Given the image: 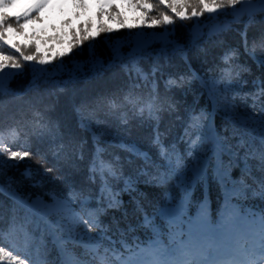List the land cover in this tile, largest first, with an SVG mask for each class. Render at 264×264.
Returning <instances> with one entry per match:
<instances>
[{
  "label": "trees",
  "instance_id": "obj_1",
  "mask_svg": "<svg viewBox=\"0 0 264 264\" xmlns=\"http://www.w3.org/2000/svg\"><path fill=\"white\" fill-rule=\"evenodd\" d=\"M151 2L155 4L157 0ZM247 23L248 16L243 15L239 23H233L229 30L219 35L208 37L205 33L200 47L189 50L187 62L179 57H173L167 63L160 61L161 69L155 77L158 95L156 103L160 108L157 113L158 121L150 119L147 110L143 115L139 111L149 99L151 82L145 86V82L137 79L134 72L130 80L128 73L119 65L100 75H93L91 72H87V75H77L78 78L67 84L64 82L69 78L62 81L55 77L45 78L47 82L45 79H38V87H30L33 80L30 66L26 65L22 75L12 76L4 94L0 95V127L3 128V133L16 129L19 133L17 143L22 144L25 150L30 149L38 155H34L30 161L20 162L16 168L7 166L14 163L12 161L5 163L3 175H0V186L4 188V191L0 192V233L3 235V243L0 246H5L6 250L12 247L23 253V231L18 229L20 227L35 240V244L28 250L33 264L37 261V245L40 247L39 258L46 264H64L69 253L81 260L91 259L90 256H85V249L79 243L81 239H74L76 243H72L59 232L46 231L36 214L39 208L29 207L33 204L28 203L26 198L43 197L46 194L68 198L72 193H79L88 200V203L84 204L81 196H78L72 202L82 216L84 209H107L99 215V220L103 226L111 227L109 235L114 240L122 239L132 248L137 245L147 246L152 240L153 230L143 226L145 214L154 219L155 224L165 225V221L158 215L154 217L153 213L178 199L183 194L182 189L176 179L161 184L153 181L150 176L142 175L138 171L143 168L140 159L129 157L128 153L109 145L113 143L114 138L115 143L120 140L135 143L157 164H163L159 149L151 142L158 128L163 145L187 157L190 141L185 135V129L194 116L204 118L200 131L205 136L215 135L226 143L235 145L239 137L234 133L238 134L244 130L240 125V118L247 115L261 118V106L264 104V99H257L253 105L252 99L258 92L260 82L264 81V66L249 55L253 41L258 43L264 34V11H256L253 22L247 27L248 51L245 50L242 35ZM192 26L177 20L175 25L167 27L175 28L173 39L187 44ZM159 47V44H152L139 60V68L149 75L150 81L156 50ZM148 52L152 55H148ZM226 53L232 56L230 65L235 69L231 81H226L228 87L224 88L225 96L233 102L239 113L232 118H228L227 113L221 110L218 103L212 99L210 87H205L203 83L209 81V78H220V70L226 67L223 62ZM255 55L264 56V51L257 47ZM70 57L74 58L72 53ZM123 62L127 63V59ZM181 75L185 77L181 86L166 89L165 81L170 76L178 79ZM134 84L141 87L134 88ZM130 92L133 98L139 101L136 107L125 101V96ZM113 103L116 105L115 109L111 107ZM124 117L128 120L126 125L121 123ZM82 119L85 124L91 126V130L82 126ZM93 133L100 138V147L108 150L104 159L112 160L114 155L120 156L124 179L130 177L132 180V190H125L124 179L109 178L111 193L120 202L118 208L107 207L108 194L101 199L100 178L96 176L93 180L89 171L96 146ZM4 140L11 143L17 138L9 136L4 137ZM207 152L205 157H201L205 164L203 176L194 177L193 173L188 171L183 178L189 192L188 211L191 212L203 204L214 219L224 209L226 195H229L230 204L236 205L239 210L248 207L253 212H264V200L253 198L250 192L245 196L231 195L234 190L242 187L238 183L233 184V181H239L241 178L242 162L238 161L240 166L232 167L229 177L222 182L214 171L215 157L211 151ZM240 154L242 156L243 152ZM222 159L227 164L229 156L224 154ZM37 160L46 161L45 167L52 168L53 171L46 173ZM29 166L32 176L26 177L24 173ZM163 170L161 168V171ZM149 171L155 173V169ZM248 183L251 184V180H248ZM27 213L30 216L29 221L24 218ZM37 223L40 224L39 228ZM13 228L16 231L10 233ZM92 234L96 235L95 232ZM62 241L66 242L63 246ZM103 244L105 247L109 246L107 240H104ZM116 246L119 248V243ZM62 247L66 251H63Z\"/></svg>",
  "mask_w": 264,
  "mask_h": 264
},
{
  "label": "snow or ice",
  "instance_id": "obj_2",
  "mask_svg": "<svg viewBox=\"0 0 264 264\" xmlns=\"http://www.w3.org/2000/svg\"><path fill=\"white\" fill-rule=\"evenodd\" d=\"M247 0H157L152 3L151 0H127V8L138 13L133 17L137 23H126L124 14L118 10V5L112 3L111 0H98L96 4V18L107 16L110 21H115L120 29H132L138 26L148 28H162L161 32H138L135 34L133 41L131 34L127 43H134L132 51L125 57L121 52V47L125 43L124 40H117L115 44H109L111 55L107 62L101 59L95 51V45H90L88 49V59L85 61H77L69 70V80L64 83H70L78 78L77 74L87 75L85 68L93 75L111 70L117 65L128 73L131 80L134 72L137 79L145 82V86L151 82L152 88L149 99L140 107V114L143 115L147 110L150 119L159 120L157 115L160 110L156 101L157 84L156 73L160 71V61L166 63L173 57H179L185 62L188 61V52L191 48H199L202 37L205 33L200 28L198 18L206 17L208 20L219 19L221 15L233 16L232 21H227L224 25H213L207 32L208 37L219 35L229 30L233 23H239L240 17L248 16V23L245 24V31L242 34L244 38L245 50L248 51L247 27L253 22L256 11H264V7L254 9L245 8L243 5ZM264 6V0H259ZM241 5L236 8V5ZM51 7V0H31L30 3L24 5L22 10L20 0H0V95H3L4 78L6 76L22 75L23 69L27 66L31 67L33 72V80L30 87H38V79L55 77L65 70L63 57L69 56L75 48L82 46L86 41L97 39L101 33H111L115 29L106 27L103 23L93 24L91 18L73 26L70 19L61 21V25L67 30L63 33L70 36L65 41L61 39V35L48 36L44 29H36L33 27L37 23L43 22V14L46 9ZM73 8L86 11L89 5L85 0H73ZM231 9V11H225ZM155 13V14H153ZM80 13H77L79 17ZM194 21V26L189 31V40L187 44H181L175 39H171L175 35V28L169 29L167 26L175 25L176 21ZM183 26V25H182ZM207 26V25H205ZM55 29V25L52 26ZM110 39V38H109ZM65 44L61 50L57 51L54 47L48 46L50 43ZM152 44H159L156 50L155 63L152 67L151 81L149 75L145 74L139 68V60L143 58L146 50ZM259 47L264 51V34L261 35L259 42L253 41L252 50L249 55L257 60L261 66H264V56L257 57L255 55L256 48ZM152 55L151 52L147 53ZM235 53L233 52L232 55ZM232 56L225 54L223 62L226 67L220 70L221 75L218 80L203 81L205 87L215 93L218 86L223 84L225 88L231 81L233 71L235 69L230 65ZM127 59V63H124ZM55 60H61V63L52 69L45 67ZM31 62V63H29ZM38 64L41 67H36ZM239 74L238 72L236 73ZM47 82V79H45ZM185 82V77L181 75L178 79L169 77L165 81L166 89L179 87ZM58 83V82H57ZM134 88L141 87L134 84ZM253 105L257 99H264V81L260 82L258 92L252 96ZM125 101L136 107L139 101L134 99L131 92L125 96ZM226 107H231L227 97H224ZM116 108L115 103L111 105ZM261 118L257 119L253 115H247L240 118V125L244 129L238 135V141L235 145L226 143L215 135L205 136L200 130L203 127L202 116H194L191 123L185 129V135L190 141L188 144L187 157L179 155L174 149L166 148L160 137L158 128L152 137V144L159 149V156L164 161L163 164H157L148 153L141 150L135 143H126L120 140L115 143V138L110 147H117L121 151L129 154V157H135L143 162V168L139 169L142 175H147L157 183H166L171 179H176L178 185L182 189V195L179 202L171 205L166 204L155 210L153 216H160L167 223L168 240L171 246H165L161 237V231L156 226L154 219L149 218L147 214L144 216V227H151L156 239L150 240L147 246L136 248L130 247L124 240L116 241L109 235L111 227H105L99 220V215L106 212V208H98L95 210L84 209V215L76 213L71 204L73 200L81 196L79 193H72L68 198L60 199L56 196L52 197L51 204H45L43 201H35L32 206L39 208L38 216L43 222L45 230L49 233H66L68 242L76 243L73 233L78 228L84 229V233H93L96 235H87L86 241L84 234H81V243L85 249V256L91 259L81 260L74 254L69 253L64 264H264V213H255L248 209L245 214H241L236 205H231L230 196L226 195L224 209L219 214V219L215 222L210 218L206 205H200L195 217L188 215V205L190 203L188 188L183 183L186 172L191 171L194 177H201L205 172V164L201 159V153L211 151L215 157L214 171L218 178L223 180L229 177V170L232 167L240 166L242 162L241 178L239 181H233V184H240V189L234 190L231 195L245 196L250 192L253 198L264 200V104H262ZM2 108V105H0ZM82 126L91 130L89 124H85L83 119ZM99 123V121H97ZM121 123L127 124L126 117L121 119ZM3 128L0 127V175H3L5 160L7 157L9 168L19 167L20 162L30 161L34 154L30 149L25 150L22 144H18L19 133L16 129L9 130L10 137H16L11 143H6L3 137ZM199 133V134H197ZM195 136V139L192 137ZM96 142L95 151L90 161L89 171L95 180L99 176L101 181V199L108 194V208H118L120 202L111 193L109 178L120 180L124 179L121 168V158L114 155L112 160H105L104 155L107 153L106 148L100 147L99 137L93 133ZM14 145H16L14 147ZM61 151L63 146H61ZM241 152L243 155L241 156ZM227 154L229 161L227 164L222 156ZM187 160V162H186ZM131 162V161H129ZM254 162V163H253ZM37 163L44 167L46 173L53 171L52 168L45 167L46 161L37 160ZM161 168L164 170L161 171ZM155 169V173L149 171ZM255 173H259L256 175ZM24 175L32 176L30 166L26 168ZM251 180V184L248 183ZM125 190H132L131 178L124 179ZM4 191L0 186V192ZM84 204L88 203L87 198L81 196ZM54 218V219H53ZM40 224L37 223L39 228ZM118 227V223H117ZM16 229L10 230V233ZM23 231L24 252L21 253L12 247L0 246V264H33L28 250L35 244L34 238L26 231ZM107 240L109 246L105 247L103 241ZM3 243V235L0 233V244ZM42 243V240H41ZM66 243L61 242L62 246ZM119 243L120 247L116 245ZM103 248V252H101ZM66 251V249H63ZM130 253L128 256L124 252ZM37 261L36 264H46L40 259V247L37 245Z\"/></svg>",
  "mask_w": 264,
  "mask_h": 264
},
{
  "label": "rangeland",
  "instance_id": "obj_3",
  "mask_svg": "<svg viewBox=\"0 0 264 264\" xmlns=\"http://www.w3.org/2000/svg\"><path fill=\"white\" fill-rule=\"evenodd\" d=\"M31 0H20V4H21V8H18L16 10H22V7L24 5H27L28 3H30ZM85 2L89 5V8L84 11V10H80V9H76L72 7L73 4V0H51V7H49L48 9H46L44 11L43 14V22L42 23H37L36 25H34L33 27H35L36 29H44L46 31V34L48 36L51 35H57L60 34L61 35V39L62 40H69L70 36H65L63 35V33L67 30L65 27H63L61 25V21L65 20V19H70L72 21L73 26H75L78 23L83 22L86 19L91 18L93 21L94 25L98 26V23H103L106 27H111L113 29H115L113 32L111 33H101L100 36L95 39V40H91V41H86L82 46H78L77 49H74L72 52V55L74 58L69 56H65L63 57V62L65 63V70L63 71V73L55 76V78L57 80H65L69 78L68 72L69 70H71L72 65L77 62V61H85L87 60L88 57V49L90 45H95V51L96 54L103 60H105V62H107V60L109 59L110 55H111V51L109 48V44H115L117 40H124L125 43L123 44V46L121 47V52L124 53V55H127L129 52L132 51V47H134V43L129 45V43H127V40L131 37L134 41L135 39V34L138 32H161V31H157L158 28H148V27H144V26H138L132 29H120L118 27V24L115 21H110L107 19V16H102L99 18V21H97L96 18V4L98 3V0H85ZM112 3H115L116 5H118V10L121 11L124 14V19L126 21V23H137L138 21H134L133 17L138 15V13L134 12L133 10L127 8V0H111ZM245 8L247 7H251L254 9H260L262 6L259 3V0H247V2L243 5ZM236 8H240L241 5H236ZM225 11H231V9H226ZM77 13H80L79 17H77ZM247 16V15H244ZM243 17V16H241ZM240 17V18H241ZM200 21V28L201 30L207 34V32L209 31V28L212 27L213 25H224L227 21H232L234 19L233 16L229 15V16H224L221 15L219 17V19H213V20H208L206 19V17H200L198 18ZM187 23V25L190 26L193 25L194 26V21L193 20H189V21H185ZM53 25H55V29L52 27ZM207 25V26H205ZM192 26V27H193ZM163 31V30H162ZM110 38V39H109ZM171 39H173L172 37H170ZM190 38V37H189ZM178 41V40H177ZM179 42V41H178ZM48 46L50 47H54L57 51L61 50L63 47H66V43L65 44H56V43H50ZM84 49V50H83ZM75 55H77V57H75ZM31 63V62H30ZM61 63V60H55L52 63L45 65V67L52 69L55 66L59 65ZM36 67H41L40 65L36 64ZM23 71V70H22ZM85 72H90L88 70V68H85L84 70ZM24 73V71H23ZM32 75V74H31ZM77 75H80L79 73ZM33 76V75H32ZM12 76H6L4 78V82H3V88L6 89V85L8 83V80L11 78ZM218 78H214L211 79L209 78L208 80L214 81V80H218ZM224 86L223 84L218 86V90L212 93V99L215 100L219 107L221 108V110L223 112L227 113V117L228 118H232L233 116H237L239 115V113L236 111L233 102H231L229 99L228 101L231 104V107H226L225 102H224ZM236 120V119H235ZM3 137H9V133H3ZM208 154V152H204L201 153V157H205ZM3 159L5 160V162L8 161L7 157H3ZM189 194V192H188ZM46 196V197H45ZM45 198H43L42 196H28L27 198V202L30 204H33V202L35 201H43L45 204H51L52 201V197L56 196V195H51V194H46ZM57 198L60 199H65L66 197L64 196H56ZM181 197V196H180ZM176 199L175 201H173L172 203H170L171 205H174L176 203L179 202V199ZM72 209L76 212L79 213L81 215V213L77 210V208L71 204ZM199 207L195 208L193 211L189 212L188 211V215L195 217L197 214ZM250 209L248 207H244V210H240L241 214H245L246 211ZM208 214L210 216V218L212 219L213 222H215L217 219H219V214L213 219L211 216L210 211L207 209ZM39 211H37L36 214H38ZM255 213H264L261 211H257ZM82 216V215H81ZM26 221L30 220V216L27 214H25ZM54 219V218H53ZM156 226L160 229L161 231V239L164 243L165 246H171L169 244V240H168V227H167V223L165 221V225H161V224H156ZM18 229H22L20 227H18ZM81 234H84V239H86L87 235H93L92 233H84V229L82 228H78L76 229V231L73 233V237L74 239H81ZM61 236H65L68 238L66 233H60ZM59 235L57 234L56 237H58ZM156 239V236L152 235V240ZM130 253L124 254L125 256H128Z\"/></svg>",
  "mask_w": 264,
  "mask_h": 264
}]
</instances>
